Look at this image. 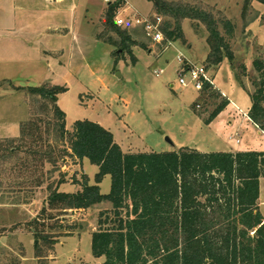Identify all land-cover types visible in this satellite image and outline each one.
Masks as SVG:
<instances>
[{
  "label": "rangeland",
  "instance_id": "374dc122",
  "mask_svg": "<svg viewBox=\"0 0 264 264\" xmlns=\"http://www.w3.org/2000/svg\"><path fill=\"white\" fill-rule=\"evenodd\" d=\"M246 1L124 0L118 9L131 7L143 17L160 16L162 27L168 23L170 31L176 29L174 39L165 37L154 45L141 27H119L130 38L126 45L133 42L128 52L120 49L121 38L116 33H106L105 0H0V147L5 140L19 138L23 123L39 117L46 122L44 138L54 162L44 163L43 168L37 163L26 172L15 166L23 155L5 163L0 159V202H6L0 205V264H103V258L91 255V234L99 212L110 209L102 203L59 217L54 221L56 229L49 231L55 240L51 247L26 232L25 225L37 218L44 205L47 186L53 188L61 181L65 185L59 192L74 193L72 183L81 182L85 175L93 184L97 168L87 160L64 156L65 144L49 108H43L45 102L15 88L66 87L57 101L65 114V129L71 130L76 121L96 123L112 133L125 154L180 148L203 153L264 151V136L253 126L241 125L237 137L236 127L230 128L223 116L236 114V105L242 111L250 105L249 94L259 79L254 62L264 66V5ZM155 3L166 7V13L158 12ZM208 20L214 22L234 59L224 58L217 67L209 66L213 89L201 93L187 77L186 87L178 84L177 56L208 66ZM225 22L233 26L230 36L225 33ZM228 99L234 107H228ZM224 100L228 104L220 113L223 122L218 125L216 118L206 123ZM38 180L44 185L35 189ZM20 184L26 186L18 191ZM99 186L107 194L110 178L104 177ZM14 201L18 204L13 205ZM258 204L264 217V178L260 179ZM36 246L41 250L39 257Z\"/></svg>",
  "mask_w": 264,
  "mask_h": 264
},
{
  "label": "trees",
  "instance_id": "16d2710c",
  "mask_svg": "<svg viewBox=\"0 0 264 264\" xmlns=\"http://www.w3.org/2000/svg\"><path fill=\"white\" fill-rule=\"evenodd\" d=\"M256 1L264 5V0ZM122 3H107L103 24L106 33L114 32L121 38L120 49L129 52L133 42L126 45L130 40L127 32L114 23ZM155 6L158 12L166 13V7L158 3ZM199 17L205 21L201 14ZM206 25L209 55L204 68L217 67L224 58L232 62L234 58L227 52L225 39L214 22L208 20ZM223 26L230 36L231 23ZM169 27L168 23L163 24L164 36L174 39L176 29L170 31ZM254 67L259 79L249 94L247 117L264 134V66L254 62ZM212 89L213 85L204 83L200 92ZM15 90H25L45 102L43 108H49L59 139L65 144L64 156L79 162L87 160L97 168L93 184L85 175L81 182L72 183L79 187L74 193L59 192L61 181L53 188L47 186L39 215L25 225L35 240L51 247L55 240L49 231L56 229L55 220L68 212L108 203L110 209L98 214L90 246L91 255L103 258V264H264V218L258 204L264 151L203 153L180 148L164 153L125 154L112 133L96 123L76 121L71 130L65 129V114L57 101L66 87L44 84ZM227 104L224 100L206 123L214 120ZM45 124L39 117L23 123L19 138L5 140L0 147L1 161L5 163L21 154L24 159L14 165L26 172L36 168L37 163L39 168L53 165L52 152L44 138L48 132ZM42 148L48 151L43 152ZM106 176L110 178V188L102 194L99 185ZM34 183L35 189L44 185L41 180ZM20 185L18 191L26 186ZM35 251L39 257L40 247L36 246Z\"/></svg>",
  "mask_w": 264,
  "mask_h": 264
},
{
  "label": "built area",
  "instance_id": "2783aa9c",
  "mask_svg": "<svg viewBox=\"0 0 264 264\" xmlns=\"http://www.w3.org/2000/svg\"><path fill=\"white\" fill-rule=\"evenodd\" d=\"M107 3L113 0H105ZM115 1V0H114ZM124 1V0H122ZM122 9V10H121ZM116 12L114 16V23L118 27L127 26H139L143 30L145 37L154 45H159L165 41V36L162 31V19L160 16L154 15L151 18L140 16L133 8H121ZM130 9L128 14L122 15V11ZM177 61L179 63V68L177 71L178 84L182 87H186L188 82L193 86L196 91H201L203 84L208 83L213 85L212 77L209 71L204 68V66L196 65L185 59L183 56H177ZM161 73V71L155 72L156 77ZM188 78V82L186 81ZM238 143V140L236 141Z\"/></svg>",
  "mask_w": 264,
  "mask_h": 264
},
{
  "label": "crops",
  "instance_id": "0c3cea01",
  "mask_svg": "<svg viewBox=\"0 0 264 264\" xmlns=\"http://www.w3.org/2000/svg\"><path fill=\"white\" fill-rule=\"evenodd\" d=\"M217 89H218V87H217ZM219 91H220V88L218 89ZM221 93L223 94V92L221 91ZM223 95H225V94H223ZM229 100V99H228ZM230 101V104L228 105V107L230 106V108L233 106H235L234 105V103L233 102H231V100H229ZM251 105V104H250ZM250 105L244 110V111H242L239 107H238V105H236V114H223V116H225L224 118H225V120H226V123H227V125L230 127V128H233V127H236V136L238 137L239 135H238V128L240 129V127H241V125H243V126H245V124H248V125H251V126H253L257 131H258V133L259 134H261V135H263L264 136V134L261 132V131H259L258 130V128L255 126V125H253L250 121H249V119H248V117H247V113H248V110L250 109ZM227 107V108H228ZM223 112V111H222ZM219 116H221V117H219ZM222 116V114H219L216 118H219L217 121H218V125H220L223 121H221V118L223 117ZM231 117L232 116V119L231 120H228L227 119V117ZM215 118V119H216ZM214 119V120H215ZM239 120V121H238ZM238 122H239V124H238ZM224 125V124H223ZM238 125H239V127H238ZM224 127V126H223ZM235 134H234V137H233V139H235V143H236V141L238 140L237 139V137L235 136ZM115 140V139H114ZM230 140H232L231 138H230ZM115 142H116V140H115ZM238 143H239V140H238ZM238 143H236V144H238ZM181 147V146H180ZM178 149V148H177ZM175 149H173L172 151H174ZM237 152H251V151H249V149H246V150H244V151H236V150H234V151H231L230 153H237ZM84 161V160H83ZM82 161V162H83ZM64 185H65V183H63ZM61 186V185H60ZM60 186H59V188H60ZM74 186V185H73ZM59 188H58V190H59ZM74 190H75V192L76 191H78L79 190V187L78 186H74ZM11 193H9V195H10ZM45 197V196H44ZM45 199H46V197H45ZM44 199V200H45ZM45 203V201L43 202V204ZM6 204V202L4 203V204H0V205H5ZM13 205H15V204H13ZM260 207V206H259ZM264 218V217H263Z\"/></svg>",
  "mask_w": 264,
  "mask_h": 264
},
{
  "label": "water",
  "instance_id": "95a60500",
  "mask_svg": "<svg viewBox=\"0 0 264 264\" xmlns=\"http://www.w3.org/2000/svg\"><path fill=\"white\" fill-rule=\"evenodd\" d=\"M167 142L171 143L168 139H166Z\"/></svg>",
  "mask_w": 264,
  "mask_h": 264
}]
</instances>
